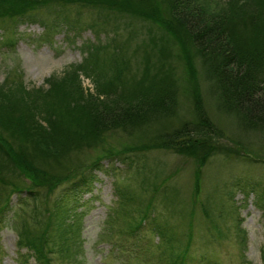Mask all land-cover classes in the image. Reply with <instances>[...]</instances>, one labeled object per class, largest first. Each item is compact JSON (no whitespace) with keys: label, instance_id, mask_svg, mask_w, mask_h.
I'll return each instance as SVG.
<instances>
[{"label":"rangeland","instance_id":"374dc122","mask_svg":"<svg viewBox=\"0 0 264 264\" xmlns=\"http://www.w3.org/2000/svg\"><path fill=\"white\" fill-rule=\"evenodd\" d=\"M203 1L233 13L241 0ZM138 6L168 13L166 0ZM129 9L0 0V136L22 143L42 128L62 150L52 158L26 146L34 173L59 178L19 193L13 181L32 182L0 146V264H264V132L218 111L189 44ZM159 78L186 119L196 117L195 97L205 100L222 130L220 153L203 162L164 145L176 123L163 127L155 115L93 134L94 114L136 100ZM83 177L90 184L81 187ZM145 205L150 219L137 227Z\"/></svg>","mask_w":264,"mask_h":264},{"label":"trees","instance_id":"16d2710c","mask_svg":"<svg viewBox=\"0 0 264 264\" xmlns=\"http://www.w3.org/2000/svg\"><path fill=\"white\" fill-rule=\"evenodd\" d=\"M82 1L91 5L117 6L121 9H125L129 4L131 12L139 9L137 14L141 11L142 17L154 20L169 31L170 35L176 36L180 42L188 43L193 55L199 58L205 78L209 82L210 100L214 101L217 110L231 115L246 129L264 132V0H241L237 3V8L235 5L233 13L231 9L228 10L229 13L227 9L225 10L228 5H221L222 10L215 5V10L210 12L203 0H166L168 13L158 15L155 11L145 9V6H138V0ZM152 4L155 5V2L150 6ZM159 5L156 4V7ZM183 45L181 43L182 49H184ZM188 63L191 64L190 58ZM189 69L194 73V68L189 67ZM124 99L118 101L117 105L110 106L105 113L94 114L95 119L92 120L96 126L91 131L95 136L111 128L141 122L148 118V115H155L163 121V127H167V122L170 121L176 123L175 133L161 135L163 140L160 142L164 145L178 149L179 153L192 155L203 162L208 156L221 152V148L215 144V137L222 130L210 118L205 100L201 97H195L196 117L192 120L184 118L177 112L176 97L171 91L169 82L162 78L154 81L150 88L139 90L136 100L127 103L126 97ZM33 126H40L39 122L31 124V128ZM39 129V132L33 129V135L30 132L22 134L23 137L18 136L22 143L4 135L0 136V146H3L0 150L9 164L15 165V169H20L29 177L25 180L32 182V185L22 181H13L11 184L5 182L16 192H31L40 188L46 190L48 184L54 181L53 177L59 178L57 174L54 175L56 172L51 174L50 171H41V173L32 171L31 153L25 148L26 146L30 148L32 143L36 149L49 153L52 158H56L62 151L60 147L52 145L53 136L49 131ZM18 133L15 135L17 136ZM81 134L86 135L87 132L82 131ZM97 170L102 171L99 167ZM83 178L87 180L86 177ZM66 179L68 177L63 181ZM4 181L5 177L0 173V182ZM88 183L90 184L87 180V184H82L81 187ZM58 184L60 185L61 182ZM257 185L255 184L254 187ZM249 186L253 185L249 184ZM262 188L264 195V186ZM258 189L260 192L259 186ZM128 205L131 207L133 204ZM149 209V205L142 206L133 217L138 222L137 227H141L147 219H150ZM154 217L151 216V220L155 219ZM33 240L37 243L36 239ZM169 257L172 258L171 255ZM176 261L179 263L181 258L178 257Z\"/></svg>","mask_w":264,"mask_h":264}]
</instances>
